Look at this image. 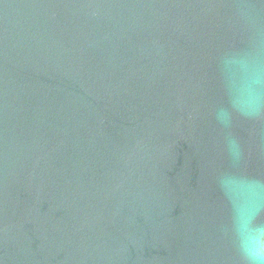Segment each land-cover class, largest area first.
I'll use <instances>...</instances> for the list:
<instances>
[{"label":"water","instance_id":"1","mask_svg":"<svg viewBox=\"0 0 264 264\" xmlns=\"http://www.w3.org/2000/svg\"><path fill=\"white\" fill-rule=\"evenodd\" d=\"M0 264H264V0H0Z\"/></svg>","mask_w":264,"mask_h":264}]
</instances>
